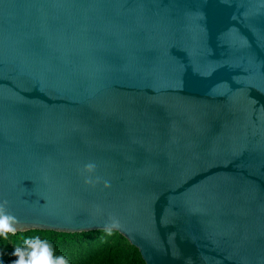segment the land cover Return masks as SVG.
I'll list each match as a JSON object with an SVG mask.
<instances>
[{
  "label": "water",
  "instance_id": "obj_1",
  "mask_svg": "<svg viewBox=\"0 0 264 264\" xmlns=\"http://www.w3.org/2000/svg\"><path fill=\"white\" fill-rule=\"evenodd\" d=\"M0 201L115 217L145 264H264V0H0Z\"/></svg>",
  "mask_w": 264,
  "mask_h": 264
},
{
  "label": "trees",
  "instance_id": "obj_2",
  "mask_svg": "<svg viewBox=\"0 0 264 264\" xmlns=\"http://www.w3.org/2000/svg\"><path fill=\"white\" fill-rule=\"evenodd\" d=\"M51 232L54 255H65L70 264H145L138 250L118 232L112 236H107L104 230ZM13 251L11 244L0 247V264H12L16 259Z\"/></svg>",
  "mask_w": 264,
  "mask_h": 264
},
{
  "label": "clouds",
  "instance_id": "obj_3",
  "mask_svg": "<svg viewBox=\"0 0 264 264\" xmlns=\"http://www.w3.org/2000/svg\"><path fill=\"white\" fill-rule=\"evenodd\" d=\"M96 165L89 162L84 171L92 173ZM86 183H92L89 178ZM107 186V185H106ZM18 218L7 207V201H0V247L11 244L14 248L12 255L16 259L12 264H70L65 255H54L53 233L40 228H20ZM122 227L119 220L111 217L104 226L107 236L114 235ZM62 237L58 236V239Z\"/></svg>",
  "mask_w": 264,
  "mask_h": 264
}]
</instances>
